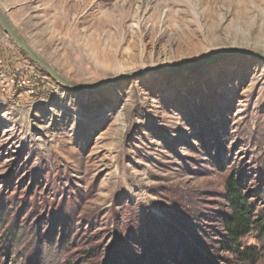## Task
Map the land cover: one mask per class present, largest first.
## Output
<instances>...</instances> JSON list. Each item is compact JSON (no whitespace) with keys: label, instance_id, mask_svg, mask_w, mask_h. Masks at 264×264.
<instances>
[{"label":"rangeland","instance_id":"1","mask_svg":"<svg viewBox=\"0 0 264 264\" xmlns=\"http://www.w3.org/2000/svg\"><path fill=\"white\" fill-rule=\"evenodd\" d=\"M0 9L73 83L158 69L75 92L0 26V264H127L152 249L238 264L223 238L226 183L240 179L264 217V62L173 69L231 48L264 52V0H0ZM243 244L264 264V238Z\"/></svg>","mask_w":264,"mask_h":264},{"label":"trees","instance_id":"2","mask_svg":"<svg viewBox=\"0 0 264 264\" xmlns=\"http://www.w3.org/2000/svg\"><path fill=\"white\" fill-rule=\"evenodd\" d=\"M227 204L229 212L224 216L223 226L226 240V251L229 252L238 264H256L258 251L256 248L245 247L243 240L251 234L257 233L261 239L264 238V217L256 218V207L250 203L248 196L243 194L241 180L228 179L226 183ZM120 264V263H117ZM127 264H214L207 258L191 259L179 258L177 255H168L157 252L156 249L146 251L141 260L129 261Z\"/></svg>","mask_w":264,"mask_h":264},{"label":"water","instance_id":"3","mask_svg":"<svg viewBox=\"0 0 264 264\" xmlns=\"http://www.w3.org/2000/svg\"><path fill=\"white\" fill-rule=\"evenodd\" d=\"M0 26L3 28L4 32L11 38L13 43L19 48V50L37 67H39L48 77L53 79L55 82L60 84L62 87L70 89L75 92H90L94 90H99L103 88H109L113 84L119 81H126L136 76H145L146 74L156 73L158 69H147L144 72H133L128 74L120 75L116 78L109 79L104 81L99 85H81L76 84L68 79H66L63 75H61L54 67L51 65L45 58L39 55L27 42L26 40L15 30L13 25L11 24L7 15L0 9ZM231 56H245V57H253L259 59L264 62V52L257 51L252 48H231L227 51L222 52L221 54H217L212 57H207L202 60H198L195 62L186 63L185 65L179 66L177 69H173V71L183 70L187 68H196L203 66L209 62L216 61L218 59L224 57Z\"/></svg>","mask_w":264,"mask_h":264},{"label":"bare ground","instance_id":"4","mask_svg":"<svg viewBox=\"0 0 264 264\" xmlns=\"http://www.w3.org/2000/svg\"><path fill=\"white\" fill-rule=\"evenodd\" d=\"M87 4H88V1H83V4H82V5H83V7L85 8V7L87 6ZM95 47H96V49H97V48H99V45H96ZM193 48H195V47H193ZM99 50H100V49H99ZM197 50H198V48H197ZM102 51H103V50H102ZM100 52H101V51H100Z\"/></svg>","mask_w":264,"mask_h":264}]
</instances>
